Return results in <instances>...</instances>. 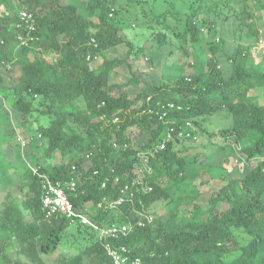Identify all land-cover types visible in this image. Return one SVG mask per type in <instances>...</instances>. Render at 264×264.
<instances>
[{"label": "trees", "instance_id": "obj_1", "mask_svg": "<svg viewBox=\"0 0 264 264\" xmlns=\"http://www.w3.org/2000/svg\"><path fill=\"white\" fill-rule=\"evenodd\" d=\"M122 1L0 0V264H113L95 230L47 218L46 179L74 180L76 211L98 225L132 224L112 242L141 264H264V59L251 58L260 30L246 20L264 0H242V17L226 13L225 0H192L183 14ZM24 10L35 30L22 45ZM229 20L239 42L216 43ZM130 21L154 33L150 50L129 40ZM142 57L146 77L134 69ZM123 72L127 80H114ZM222 111L228 143L211 144L210 162L190 161L192 145L179 138L186 122L200 127ZM26 135L34 147L22 145ZM140 172L144 194L133 185ZM198 179L223 183L207 206L198 192L166 219L150 212ZM126 186L134 201L117 206ZM71 228L76 253L64 246Z\"/></svg>", "mask_w": 264, "mask_h": 264}, {"label": "rangeland", "instance_id": "obj_2", "mask_svg": "<svg viewBox=\"0 0 264 264\" xmlns=\"http://www.w3.org/2000/svg\"><path fill=\"white\" fill-rule=\"evenodd\" d=\"M62 2H68L69 0H61ZM192 0H148V3L151 7H153L156 11V13H164V12H173V13H185L188 11L189 5ZM226 3H228L229 7L223 8L226 13H228L230 16L233 14H239L242 17V12L244 9V5L242 3V0H225ZM224 2H222L223 4ZM123 6H127L126 0L122 1L121 3ZM221 4V3H220ZM134 6V4H128V7L131 9ZM254 6V4H253ZM133 13V12H132ZM251 17L247 18L248 24H251L254 26V28H257L260 30V36L258 43L254 46L251 53V58L256 62L264 59V7L263 9H256L253 7L252 11H250ZM128 15V14H127ZM245 16V15H244ZM243 16V17H244ZM234 19L233 17H231ZM231 19V21H232ZM131 20V19H130ZM133 20V19H132ZM232 23V22H231ZM130 27L127 28L125 31V34L129 38L130 41H132L136 46L139 48H146L147 50H150L151 45V39L154 35L153 32H150L145 29H141L138 27L134 21L129 22ZM223 34L217 36L216 43L219 42V39L223 38L227 44L233 45L234 42L237 43L238 36L240 34L238 26L237 25H231L230 20L229 23H225L224 27H222ZM248 31V28L243 29V33L246 34ZM235 33L238 34V36L234 37ZM168 40H172L175 44H179V40H176L173 38V36H168ZM127 50L126 46H120V50L117 51V53H114V55H111L112 57L123 54ZM182 54L180 52H177L176 60L181 59ZM134 69L140 70L143 72L144 76L146 77L151 72V67L149 65V62L144 59V57L141 58V60L134 61ZM15 75H18V70H15ZM128 78V74L126 72L118 73V75L114 76V80L117 82L125 81ZM232 125V119L226 112H220L216 116L207 117L206 119H202L199 126H192L190 130L194 131V135L196 136V139H192L191 137H185L181 138V140H185L187 144H191L192 147H190V161L194 162L196 159V156L198 158V161L203 162L205 161L210 162L211 155L207 152H210L211 144L213 143L215 146H224L228 141L224 140L223 137L220 135V132L223 129H227ZM192 132V131H191ZM206 132V133H203ZM24 135V134H23ZM27 136V135H26ZM24 136V139L21 140L24 141H30L31 145H34V140L27 136ZM21 137H23L21 135ZM180 138V137H179ZM189 140H192L194 142H191ZM33 141V142H32ZM38 143L39 148H35V153L37 156L41 155V152L43 148H45V144L43 142L36 141ZM214 149V148H213ZM212 149V150H213ZM240 158H244L243 155H240ZM200 169L196 167L193 174L198 175L200 174ZM140 177L143 178V173L140 172ZM202 179H198L194 182V185L196 186V190L192 191L191 185H186L183 191H179L176 194L177 202L172 200H162L157 202L153 205L151 209V213L157 212L159 215H161L164 219H166V213L169 212L172 208H175L176 206H184L187 204V202L190 199H193L195 197V194L198 192H201V197L197 200L198 203H200L202 206H207L208 201L210 199V196L215 193L218 190V187L223 185V183L219 180L210 182V183H201ZM142 194L146 193V189H143ZM70 235L73 233V229L71 228L69 231ZM73 244L72 235L67 238V242L64 245L66 248H69L68 251L76 253L75 245Z\"/></svg>", "mask_w": 264, "mask_h": 264}, {"label": "built area", "instance_id": "obj_3", "mask_svg": "<svg viewBox=\"0 0 264 264\" xmlns=\"http://www.w3.org/2000/svg\"><path fill=\"white\" fill-rule=\"evenodd\" d=\"M21 19L26 25L28 30V39H24L22 36L18 37L19 41L23 44H27L30 33L35 30V18L32 13L28 11H21ZM169 107L174 108L175 106L169 105ZM180 109V108H178ZM167 113L164 112L161 118L166 117ZM191 122H186V131L182 130L179 133L180 138L191 137L193 140L196 136L190 131L192 128ZM173 137L172 131L168 134V140ZM22 145H26V141L21 140ZM161 150L165 149V144L161 147ZM142 172V171H141ZM133 185L142 186L146 189V192L151 191V188H145V181L142 177L138 176L137 180ZM106 184L103 183L102 187L105 188ZM76 191V183L74 180L61 182V181H50L46 179V184L44 186V196L42 199L43 210L46 213L47 218L51 219L57 215L66 216L72 224L80 223L84 226H88L95 230L98 234V239L102 246L104 247L107 255L111 258L113 264H141L138 259H131L130 251L126 246L116 247L113 245L112 240L118 239L120 237H128L132 232V224H114L112 226L104 227L93 222L89 217L80 214L76 211L74 204L71 199V194ZM70 192V194H69ZM126 196H122L118 202L117 206L123 205L126 202H133L135 198V193L129 186H126L123 190ZM149 222L153 221V217L148 218ZM142 225V224H140ZM1 251V247H0Z\"/></svg>", "mask_w": 264, "mask_h": 264}]
</instances>
